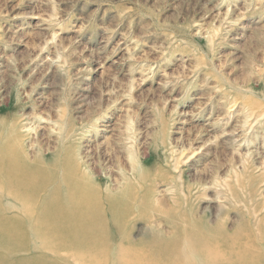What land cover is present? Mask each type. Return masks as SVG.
I'll list each match as a JSON object with an SVG mask.
<instances>
[{
	"label": "rangeland",
	"instance_id": "obj_1",
	"mask_svg": "<svg viewBox=\"0 0 264 264\" xmlns=\"http://www.w3.org/2000/svg\"><path fill=\"white\" fill-rule=\"evenodd\" d=\"M6 141L30 164L76 162L101 192L127 186L112 234L134 264L191 229L186 250L246 234L264 264V0H0ZM7 201L0 264H78L38 231L9 236L30 223ZM226 246L191 264H223L210 252Z\"/></svg>",
	"mask_w": 264,
	"mask_h": 264
},
{
	"label": "bare ground",
	"instance_id": "obj_2",
	"mask_svg": "<svg viewBox=\"0 0 264 264\" xmlns=\"http://www.w3.org/2000/svg\"><path fill=\"white\" fill-rule=\"evenodd\" d=\"M250 114L253 115L252 112ZM99 188L100 185L92 175L79 170L76 162L69 164L64 160L55 159L45 163L37 158L30 164L17 144L12 145L7 141L0 144V201L3 198L8 200L7 203L15 210L16 215L29 217L30 223L27 226L22 218L18 219L22 227V222H25L24 229L20 231L18 224L10 222L9 236L12 230V234L16 235L15 239L20 240L28 237L25 231L27 228L33 235L38 231L43 249H54L56 254L65 249L78 264L141 262L136 261L131 247L118 242L112 234V230L118 228L120 219L133 209L124 197L127 186L115 195L108 190L101 192L103 186ZM35 211L39 213L38 218ZM4 212L8 211L0 206L1 218L3 221H9L2 217ZM106 216L111 219H106ZM107 229L109 232L104 235ZM103 235L104 237H101ZM186 236L191 245H195L200 237L191 229L179 239ZM238 236L235 239L226 238L222 244H218L217 240L199 242V246L195 248L198 251L201 248L211 250L217 245H227L223 251L210 252V255L220 258L223 264L260 262L262 255L255 250L252 241L245 238L246 234L239 233ZM179 239L162 245L148 246L142 251V261H145L143 264H191L198 258V253L194 246L187 245V250L180 247ZM208 254L209 252H202L201 260L206 259ZM1 264L6 263L2 260Z\"/></svg>",
	"mask_w": 264,
	"mask_h": 264
}]
</instances>
